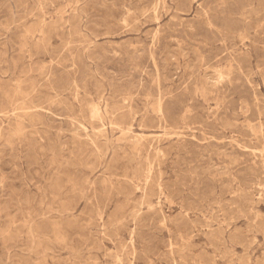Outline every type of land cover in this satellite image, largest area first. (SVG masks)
Masks as SVG:
<instances>
[{
  "label": "rangeland",
  "instance_id": "rangeland-1",
  "mask_svg": "<svg viewBox=\"0 0 264 264\" xmlns=\"http://www.w3.org/2000/svg\"><path fill=\"white\" fill-rule=\"evenodd\" d=\"M0 264H264V0H0Z\"/></svg>",
  "mask_w": 264,
  "mask_h": 264
}]
</instances>
